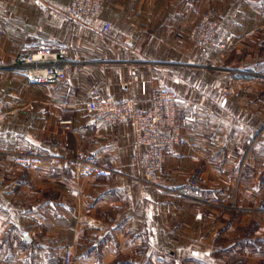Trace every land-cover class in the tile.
Masks as SVG:
<instances>
[{
	"label": "crops",
	"instance_id": "obj_1",
	"mask_svg": "<svg viewBox=\"0 0 264 264\" xmlns=\"http://www.w3.org/2000/svg\"><path fill=\"white\" fill-rule=\"evenodd\" d=\"M70 5L0 0V264H65L70 245L76 264H264V0H106L93 27ZM208 9L222 53L189 42ZM42 48L66 51L64 80L29 79L26 57ZM158 89L180 93L189 143L151 184L133 159V123H92L86 102L145 106ZM18 147L48 161L10 169ZM78 152L108 159L113 175L51 162ZM236 182L239 207H220Z\"/></svg>",
	"mask_w": 264,
	"mask_h": 264
},
{
	"label": "built area",
	"instance_id": "obj_2",
	"mask_svg": "<svg viewBox=\"0 0 264 264\" xmlns=\"http://www.w3.org/2000/svg\"><path fill=\"white\" fill-rule=\"evenodd\" d=\"M106 0H71L68 15L74 21H80L86 26H95L96 20L101 15ZM218 24L211 12L203 15L202 19L190 29L189 39L192 47L196 49L224 52L226 43L217 33ZM112 23L106 21L99 31L108 35ZM2 29L0 28V31ZM65 50H53L52 48L37 49L26 57L27 63H32L26 68V74L32 81L57 83L67 77V70L71 61L63 59ZM217 86H224L223 80H219ZM1 96V92H0ZM181 106V96L177 90L158 89L147 100L145 106L137 105L134 97L115 98L96 97L86 102V108L92 112L91 122L103 121L108 124H119L131 121L135 128V143L133 159L139 170V179L143 182L157 184L164 169L168 154H174L178 148L189 143L182 130L178 117ZM6 119L3 103L0 101V124ZM198 147L197 143H192ZM10 162L9 168L17 166L42 168L48 161L45 154L37 152L33 148L18 147L7 153ZM57 168L71 167L81 175L102 176L109 178L113 175L112 163L99 155H90L78 152L74 155L64 153L51 159ZM186 181L195 185L196 180L191 176ZM77 195V190H71ZM217 204L227 207H237V196L233 201L228 197H221ZM202 218V213H198ZM78 257L73 245L65 251V264H76ZM85 264V263H84Z\"/></svg>",
	"mask_w": 264,
	"mask_h": 264
},
{
	"label": "rangeland",
	"instance_id": "obj_3",
	"mask_svg": "<svg viewBox=\"0 0 264 264\" xmlns=\"http://www.w3.org/2000/svg\"><path fill=\"white\" fill-rule=\"evenodd\" d=\"M207 12H211L212 13V17H213V12H212V10L211 9H208L207 11H205L201 16H200V18L197 20V22L198 21H200L201 19H202V17H203V15L205 14V13H207ZM213 19H214V17H213ZM215 20V19H214ZM216 21V20H215ZM196 22V23H197ZM217 23V22H216ZM195 24V23H194ZM193 24V25H194ZM218 24V23H217ZM192 25V26H193ZM192 28V27H191ZM190 33V32H189ZM189 42H190V44H191V41H190V39H189ZM225 42V41H224ZM191 46H192V44H191ZM193 48V47H192ZM194 49V48H193ZM195 50V49H194ZM196 50H204V49H196ZM207 51H210V50H207ZM212 52H214V51H212ZM217 53H222V52H217ZM219 80H223V79H219ZM218 80V81H219ZM218 81H217V83H218ZM224 87V86H223ZM220 88H222V87H220ZM242 169H240V171H241ZM187 179V178H186ZM238 192V185H237V182H236V184H235V186H234V189H231V190H229V194H228V201H230V202H232L233 201V198H234V196L236 195V194H238L237 193ZM237 196V195H236ZM219 205V204H218ZM220 207H226V208H230V209H237L238 207H239V203H238V200H237V207H227V206H222V205H219ZM264 208V207H263ZM264 210V209H263Z\"/></svg>",
	"mask_w": 264,
	"mask_h": 264
}]
</instances>
